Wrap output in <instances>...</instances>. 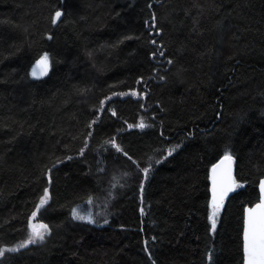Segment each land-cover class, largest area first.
Wrapping results in <instances>:
<instances>
[{
    "label": "trees",
    "instance_id": "16d2710c",
    "mask_svg": "<svg viewBox=\"0 0 264 264\" xmlns=\"http://www.w3.org/2000/svg\"><path fill=\"white\" fill-rule=\"evenodd\" d=\"M263 175L264 0H0V264H242Z\"/></svg>",
    "mask_w": 264,
    "mask_h": 264
},
{
    "label": "snow or ice",
    "instance_id": "6c2138e0",
    "mask_svg": "<svg viewBox=\"0 0 264 264\" xmlns=\"http://www.w3.org/2000/svg\"><path fill=\"white\" fill-rule=\"evenodd\" d=\"M62 13L57 11L55 16L52 19V23L55 24L57 20L61 17ZM48 56L45 54L40 61L37 62V66L33 69V76L37 75L39 68L43 67L44 71L47 69ZM40 74H43L41 72ZM135 94V93H133ZM131 127V126H130ZM139 128H144L145 125L143 122L137 125ZM114 143V142H113ZM179 147V146H177ZM119 151V148H117ZM174 150V149H173ZM171 154V152L169 153ZM226 160H231L230 156L225 157ZM145 173L148 172V169H144ZM230 178V177H229ZM236 187H242V185L235 184L234 181L231 182V186L223 188L217 199L216 191L214 188V197L212 212L209 216V220L212 223L213 230L216 227V219L219 214L220 206L223 204V198L227 195L228 192L233 191ZM261 200L260 203L256 205L255 208L249 209L248 214L245 220V231H244V264H264V180L261 181ZM49 199L48 190H44V195L40 198L39 204H37V210H43L44 206L47 204ZM37 212L32 213V217H36ZM74 218L84 220L88 219L84 216H79L74 213ZM89 222L91 220L89 219ZM29 236L28 239L11 249H0V256H3L5 251H17L19 248H24L28 244H34L37 240L43 241L45 235L48 232V226L46 224L34 225L31 220L29 221Z\"/></svg>",
    "mask_w": 264,
    "mask_h": 264
},
{
    "label": "water",
    "instance_id": "95a60500",
    "mask_svg": "<svg viewBox=\"0 0 264 264\" xmlns=\"http://www.w3.org/2000/svg\"><path fill=\"white\" fill-rule=\"evenodd\" d=\"M62 13V10H58ZM152 21H153V27H156V22H155V16L152 17ZM157 33H159V30L157 31ZM43 56L39 57L31 66V75L33 76V69L37 66V62L41 60ZM50 69V63L48 61L47 64V69L46 71H44L43 67L39 68L37 71V75L33 76L35 78H40L43 77L47 74V72ZM41 72H43V74H40ZM226 156H230L231 160H226L225 157ZM234 168H235V159L234 157H232L229 154L223 155L221 156L216 162L213 163V165L210 168V205L212 208L213 205V197H214V188L216 191V196L217 199H219V195L221 193V191L223 190V188L231 186V182L234 181L235 184H238V181L234 175ZM230 177V178H229ZM264 180V175L259 179V182L257 184V188H258V200L252 204V205H247L244 208V212H243V227H242V255H243V263L244 264V258H245V254H244V231H245V220L248 214V210L249 209H253L256 207V205L258 203H260L261 200V188H260V184L261 181ZM238 187L234 188L233 191H230L227 193L226 196H224L223 198V204L225 202V200L237 189ZM223 204L220 206V208L223 206Z\"/></svg>",
    "mask_w": 264,
    "mask_h": 264
},
{
    "label": "rangeland",
    "instance_id": "374dc122",
    "mask_svg": "<svg viewBox=\"0 0 264 264\" xmlns=\"http://www.w3.org/2000/svg\"><path fill=\"white\" fill-rule=\"evenodd\" d=\"M226 154H229L228 152H226ZM83 208H81V211L83 212L82 214H80V216L82 215V216H84V217H86V218H88V219H91L90 217V213L88 214V210H86L85 209V206H82ZM211 212H212V208H211ZM211 212H210V214H211ZM73 213V215H74V213H75V211L74 212H72ZM76 214V213H75ZM77 215V214H76ZM32 223L34 224V225H41V224H39V223H37V222H34V221H32ZM212 224V223H211ZM30 231V230H29ZM28 234H29V232H28ZM25 241V240H24ZM24 241H22V242H24ZM21 242V243H22ZM20 243V244H21Z\"/></svg>",
    "mask_w": 264,
    "mask_h": 264
},
{
    "label": "bare ground",
    "instance_id": "6f19581e",
    "mask_svg": "<svg viewBox=\"0 0 264 264\" xmlns=\"http://www.w3.org/2000/svg\"><path fill=\"white\" fill-rule=\"evenodd\" d=\"M153 117V116H152Z\"/></svg>",
    "mask_w": 264,
    "mask_h": 264
}]
</instances>
